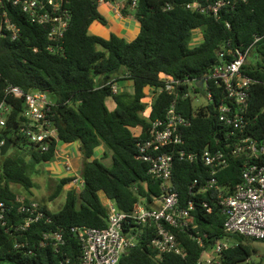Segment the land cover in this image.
Instances as JSON below:
<instances>
[{
  "label": "trees",
  "instance_id": "obj_1",
  "mask_svg": "<svg viewBox=\"0 0 264 264\" xmlns=\"http://www.w3.org/2000/svg\"><path fill=\"white\" fill-rule=\"evenodd\" d=\"M137 1L136 7L128 0L123 8L124 15L133 14L141 24L138 36L128 41L115 33L105 38L90 31L93 21L106 23L96 0H71L72 16L63 52L48 50L46 27L31 22L20 8L8 7L20 35L12 39L10 34H0V104L4 101L11 107L7 125L0 130V140L12 141L6 158L2 160L0 155V201L11 208L0 220V261L81 264L82 247L71 228L108 225L102 193L124 212H131L140 200L148 207L153 204L154 197L161 194L162 181L149 174L150 163L138 155L139 142L149 137L154 121L165 119L175 98L167 91H159L164 85L160 75L201 81L221 61L219 53L227 49L228 42L243 50L251 46L242 66L243 75L253 80L244 134L264 144V0H239L234 10L223 12L218 20L187 9L185 4L191 0ZM169 5L171 9L167 8ZM197 28H201L204 39L190 47ZM252 55L254 59H249ZM109 82L123 87L128 82L131 91L120 89L113 93ZM9 83L25 92L37 88L49 94L54 102L50 119L59 140L80 142V174L85 181L80 190L72 187L66 192L64 204L56 211L41 200L40 208L51 220L42 218L25 230L16 229L27 219L17 206L21 198L26 203L37 201L33 176L40 172L42 163L55 158L58 142L53 140L48 143V150H43L20 133L21 125L27 122L23 116L26 102L24 96L6 95ZM149 90L153 96L152 113L146 118L143 111L147 103L142 98ZM208 91L213 92L214 102L196 105L194 93L179 98L178 110L187 117L189 125L183 128L184 143L175 151L183 149L201 155L207 147L233 149L234 139L227 138L229 129L218 117L217 105L224 96L222 88L210 81L208 89L197 85L195 93L206 95ZM109 98L116 104L114 110L107 106ZM101 145L105 151L97 156ZM175 155L171 189L179 194L180 207L189 208L191 202L193 205L187 226L167 227L176 235L184 255L160 254L153 244L156 228L132 223L127 230L131 228L129 231L140 233V237L119 264H203L206 253L212 250V264H264V258L252 259L257 253L251 244L255 239L224 229L225 216L214 190H203L211 176L209 168L201 159L190 161L180 159L176 152ZM110 157L112 163L105 164L103 159ZM248 161L247 152L230 154L228 166L217 176L227 193L242 182ZM71 180L72 176L61 178L49 200L58 198ZM14 185L25 192L17 191ZM58 230L63 231L64 243L58 247L42 244L45 233ZM226 239L234 244L216 253V242Z\"/></svg>",
  "mask_w": 264,
  "mask_h": 264
},
{
  "label": "built area",
  "instance_id": "obj_2",
  "mask_svg": "<svg viewBox=\"0 0 264 264\" xmlns=\"http://www.w3.org/2000/svg\"><path fill=\"white\" fill-rule=\"evenodd\" d=\"M71 0H0V34H10L12 39L20 35V28L10 16L8 7L20 8L31 22L48 29L50 40L48 50L51 52H63L64 38L71 21ZM128 0H96L98 7L110 5L118 14H124L123 8ZM239 0H191L185 7L193 12L210 15L217 20L225 11H232ZM138 1L132 0L131 6L136 7ZM171 9L169 5L167 7ZM229 25V24H228ZM195 38L204 39L201 28L195 29ZM259 36L255 41L259 40ZM251 47V46H250ZM250 47L243 50L241 47H232L227 43V49L220 51L221 61L217 63L212 72L203 79L202 89L209 88V82L213 81L222 88L223 97L217 105L219 120L229 129L228 139H234L231 151L223 148L207 147L201 155L186 153L183 149L175 151L179 144L184 143L183 128L189 125L187 117L178 110V102L181 96L186 97L191 93L197 98V82L191 79L179 80L170 74L161 73L160 77L164 85L159 91H167L175 96L168 108L164 120L154 121L150 129L149 137L139 142L138 158L150 163L149 174L162 181L161 194L154 197V203L148 207L141 200L136 202L131 212L119 210L115 202L105 198L108 209V225L105 227L76 226L71 231L79 237L82 247L81 264H119L124 253L136 245L140 233L131 232L127 227L130 224L138 226L155 227L157 236L153 244L160 254L175 252L184 255L176 235L167 227H184L188 225L190 207H180L179 194L171 189L172 175L175 161V152L180 159L193 161L201 159L209 168L210 179L204 185L203 190L213 189L218 199V204L225 216L224 229L230 234H240L248 238L264 241V144H258V140L251 135H245L248 120V99L253 80L242 73V66L247 61ZM231 55L232 58H227ZM112 92L120 91L119 83H111ZM178 89V90H176ZM6 95L24 96L26 107L23 116L27 122L20 127V133L31 142L38 144L43 150H48L50 142L57 141L56 154L58 153L59 140L57 128L50 113L54 102L45 91L25 92L18 85L9 83L5 88ZM207 103L214 102L212 91L205 95ZM147 103L143 115L151 117L153 96L151 93L142 98ZM11 107L4 101L0 104V130L7 125V116ZM234 137V138H232ZM4 140H0V149ZM247 152L250 161L242 173V182L238 183L231 193H227L225 187L218 181V174L229 164L230 154ZM252 158L255 161H251ZM70 158L67 157L66 168L72 171ZM84 179L80 173H74L70 184L76 185L80 190L84 185ZM17 206L18 212L27 215L26 222L16 229L25 230L32 223L45 218L51 220L40 208L38 201L26 203L20 199ZM11 208L0 201V220L5 218L6 212ZM211 211V208H208ZM142 233V231H141ZM43 245L52 244L60 246L64 243L62 230L45 233ZM232 244L229 240H218L215 245L216 253L222 252ZM69 262V260H67ZM210 262L209 260L207 263ZM211 263V262H210ZM203 264H206L203 262Z\"/></svg>",
  "mask_w": 264,
  "mask_h": 264
},
{
  "label": "crops",
  "instance_id": "obj_3",
  "mask_svg": "<svg viewBox=\"0 0 264 264\" xmlns=\"http://www.w3.org/2000/svg\"><path fill=\"white\" fill-rule=\"evenodd\" d=\"M99 10L101 14L106 18V23L103 24L100 20L93 21V23L89 28L92 33L100 35L105 38H109L112 33H115L119 37H123L128 41L135 39L140 33L141 30L140 21L133 14H129V15L118 14L108 4L99 7ZM123 84L126 87L130 86L128 82L126 83L124 82ZM104 151H105V147L101 145L96 151V155L100 156L102 153H104ZM67 157L70 158V162L73 166L71 172H69L66 168ZM53 161L48 162L49 163L48 166L51 169L50 176L53 178L61 179L63 177H71L74 173L77 172L80 173L82 168L80 142L60 143L58 148V153L56 154ZM72 187L76 188V185L74 184L72 185L68 183L64 187L63 192L66 193ZM102 194L104 198H106V195L104 193ZM204 263H207V260H204Z\"/></svg>",
  "mask_w": 264,
  "mask_h": 264
},
{
  "label": "rangeland",
  "instance_id": "obj_4",
  "mask_svg": "<svg viewBox=\"0 0 264 264\" xmlns=\"http://www.w3.org/2000/svg\"><path fill=\"white\" fill-rule=\"evenodd\" d=\"M195 33H196V31L194 30L193 31V38L189 42V46L190 47H193L194 44H197L198 42L201 41L200 39L194 37ZM249 59H254V56L252 55L251 57H249ZM120 89L125 90V91L127 90L128 92H130L131 91V86L123 87V85L120 84ZM149 93H150V90H149ZM197 98L198 99L195 100V104L196 105L207 103V99H206L205 95H203V94L199 95L198 94ZM107 106L109 107V109L114 110L115 107H116V104L111 98H109L107 100ZM55 161H53V162H55ZM103 162L105 164H107V165H110L112 163V158L110 157V158H108L106 160L103 159ZM48 165H49V163H42L39 166L40 167V169H39L40 172L33 176V178H34V180L36 182V186L33 188V192L35 193L36 198H37L35 200H37L38 202H40L41 200L45 201L47 203L48 207L52 211H56L59 208H61L62 205L64 204L65 198H66V193L62 192L61 195L58 198H56L54 201H50L49 200V195L53 192L57 182L60 179L53 178V177L50 176L51 169H50V167ZM14 187L19 192H22V193L25 192V191L22 190L23 188H20L17 185H14ZM101 195H102V199H103L104 196H103V194H101ZM20 197H23V196L20 195ZM104 202H105V198H104ZM233 242L234 241L230 240L231 244H234ZM251 244H252V246H254L257 249V253L253 256L252 259L255 260V261H260L261 258H264V241L255 239V240L252 241ZM214 259H215L214 250H212V252H207L206 253L205 260H207V261L209 260L211 262V263L208 262L206 264H212V261ZM0 264H12V263L5 262V261H0Z\"/></svg>",
  "mask_w": 264,
  "mask_h": 264
},
{
  "label": "water",
  "instance_id": "obj_5",
  "mask_svg": "<svg viewBox=\"0 0 264 264\" xmlns=\"http://www.w3.org/2000/svg\"><path fill=\"white\" fill-rule=\"evenodd\" d=\"M197 85L202 87L203 81L201 80L200 82H197ZM33 91H38V89L34 88ZM11 145H12L11 139L5 138L4 143L2 144L1 149H0V155H1L2 160H4L6 158V155H7L8 151L10 150Z\"/></svg>",
  "mask_w": 264,
  "mask_h": 264
}]
</instances>
